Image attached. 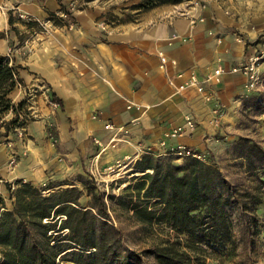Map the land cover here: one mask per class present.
Masks as SVG:
<instances>
[{
  "label": "crops",
  "instance_id": "1",
  "mask_svg": "<svg viewBox=\"0 0 264 264\" xmlns=\"http://www.w3.org/2000/svg\"><path fill=\"white\" fill-rule=\"evenodd\" d=\"M139 1L90 0L73 8L74 0H0V54L9 56L21 81L10 98L29 97L32 115L0 135V196L7 205L5 183L52 191L70 186L65 182L79 186L78 174L96 177L144 153L210 148L214 104L227 112L247 90L246 75L229 69L264 49L258 40L264 0H184L134 9ZM61 3L74 20H49L50 32L19 19L20 13L35 22L49 13L65 18ZM217 67L224 72L207 87L211 100L192 88L176 90L177 73L202 78ZM187 118L195 129L171 137Z\"/></svg>",
  "mask_w": 264,
  "mask_h": 264
},
{
  "label": "trees",
  "instance_id": "2",
  "mask_svg": "<svg viewBox=\"0 0 264 264\" xmlns=\"http://www.w3.org/2000/svg\"><path fill=\"white\" fill-rule=\"evenodd\" d=\"M181 1L140 0L132 7L146 10ZM61 5L66 17L49 13L48 20L55 24L73 21L71 11ZM9 23H13L11 16ZM26 24L36 25L35 21ZM20 84L16 66L0 54V135L23 123L19 116L25 100L15 103L10 98ZM7 113H12L9 119L4 118ZM239 140L252 176L251 185L243 188L225 178L212 155L192 149L203 158L188 155L178 163L142 154L137 168L151 171L117 196L102 190L89 172L77 175L79 186L65 182L61 184L70 186L52 191L48 185L31 182L5 183L9 205L0 196V264H147V256L155 264H205L215 253L231 258L236 250L233 211L243 222L241 237H264V148L248 139ZM114 198L144 235H153L146 248L138 251L125 245L112 216ZM160 224L170 231L156 233L154 227Z\"/></svg>",
  "mask_w": 264,
  "mask_h": 264
},
{
  "label": "rangeland",
  "instance_id": "3",
  "mask_svg": "<svg viewBox=\"0 0 264 264\" xmlns=\"http://www.w3.org/2000/svg\"><path fill=\"white\" fill-rule=\"evenodd\" d=\"M74 1L76 2L71 7L77 8L83 6L82 2L86 0ZM19 19L22 18L19 17ZM30 21L26 20L25 24ZM33 27L35 26L33 25ZM36 27L40 28L38 23ZM259 38L258 40L264 43V33ZM257 73L260 81L256 88L245 89L246 92L236 96L229 111L226 112L225 107H221L223 119L211 132L213 142L210 144V148L203 150L206 155H212L225 178L240 188L251 185L252 176L245 167V159L241 155L242 142L239 138L251 140L264 148V109L262 107L264 100V59L257 65ZM28 99L29 97L25 96V108L19 116L23 122L24 119H32L28 108L30 99ZM11 116L12 113H7L4 118L9 119ZM157 157L159 159L169 157L178 163L184 159V157L168 155V153ZM135 163L136 161L120 163L113 168H108L101 174H96L94 177L102 190L117 196L127 185L133 184L146 172L151 171V169L140 170ZM111 209L114 222L123 232L125 245L138 251L146 248L153 235H144L137 222L130 217V212L116 198L112 201ZM231 218L233 237L236 240L235 254L231 258H223L215 253L211 257H207L205 264H264V237L261 239L257 235L250 236L247 234L241 237L242 220L234 211ZM154 228L156 233L161 235H164L166 230L170 231L168 226L162 224L156 225ZM145 261L147 264H155L152 256L145 257Z\"/></svg>",
  "mask_w": 264,
  "mask_h": 264
},
{
  "label": "built area",
  "instance_id": "4",
  "mask_svg": "<svg viewBox=\"0 0 264 264\" xmlns=\"http://www.w3.org/2000/svg\"><path fill=\"white\" fill-rule=\"evenodd\" d=\"M63 15V14H62ZM19 17L25 20H32L29 16L25 14H19ZM199 21H203V18L200 17L198 19ZM38 25L47 32H50V21L45 20V21H37ZM191 23H194V19H191ZM182 41L185 40V38H181ZM220 41V39H218ZM12 48L8 49V52H12ZM30 50V49H29ZM8 54V55H9ZM9 57V56H8ZM264 59V49L256 52L253 56H250L246 62L241 63L237 66L231 67L229 69V72L231 73H236V72H242L246 75L247 80L245 82V88L246 89H254L258 86L259 84V76L257 73V65L261 60ZM160 61L161 63H165L166 59L164 56H160ZM224 72V69L222 67H217L214 69L211 73L205 75L202 78H199L195 74H189L187 76H184L182 72L177 73L176 78L180 79L179 83L176 85V90L177 91H183L186 89H195L198 93H201L204 97L205 100L209 101L212 99L213 95L212 92L207 88L210 87L217 79L218 77ZM221 104L220 103H215L213 108H212V118L210 119L209 123L217 127L220 124L221 120ZM111 125L107 124L105 125V128H110ZM195 121L191 118H187L185 120V125L184 126H177L173 128L170 131V136L171 137H176L178 135H181L186 129L189 131H193L195 129ZM114 140V138L112 139ZM164 145V143H162ZM171 153L173 155L179 156V157H185L188 155H193L197 158H201L200 155L191 152L188 148L178 145L174 148L171 149ZM15 163V156L14 153L11 155L9 158V164H14ZM119 165V164H118Z\"/></svg>",
  "mask_w": 264,
  "mask_h": 264
}]
</instances>
